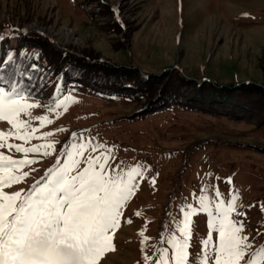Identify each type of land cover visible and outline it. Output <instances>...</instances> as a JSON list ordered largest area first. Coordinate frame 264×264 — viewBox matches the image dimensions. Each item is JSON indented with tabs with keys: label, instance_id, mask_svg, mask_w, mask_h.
Masks as SVG:
<instances>
[{
	"label": "rangeland",
	"instance_id": "1",
	"mask_svg": "<svg viewBox=\"0 0 264 264\" xmlns=\"http://www.w3.org/2000/svg\"><path fill=\"white\" fill-rule=\"evenodd\" d=\"M23 33L39 34L56 48L117 67L113 72L136 68L145 81L148 75L158 77L176 70L201 82H249L264 87V0H0V36L8 39L10 49H18L17 38ZM2 42L3 38L0 65ZM38 53L40 50H25L17 56L34 70L42 66L44 71V76L41 73L35 78L44 86L35 90L34 98L21 101L39 107L28 110L31 117L20 118L37 129L35 137L45 132L54 135L33 138L24 146L53 143L55 150H49V156L30 154L38 162L23 169L29 177L4 189L6 192L27 190L67 150L65 145L82 136L111 148L110 163L117 171L131 170L136 164L145 169V178L138 180L134 195L124 206L121 225L114 234L115 250L97 264H151L165 248L171 255L167 240L173 233L179 236L181 209L188 203L198 208L199 195L211 199L213 211L216 203L226 205L238 195L237 210L246 215L237 218L243 220V234L253 244L248 253L264 245V133L256 122L177 108L135 117L144 99L108 98L82 87L59 89L54 78H46L52 66ZM66 96L72 100L56 109ZM37 116H47L52 122L41 126ZM0 131L16 133L7 122H0ZM8 142L24 144L15 139ZM5 154L22 158L12 151ZM206 221V213L192 217V256L202 248ZM213 242L218 244V233H213Z\"/></svg>",
	"mask_w": 264,
	"mask_h": 264
},
{
	"label": "snow or ice",
	"instance_id": "2",
	"mask_svg": "<svg viewBox=\"0 0 264 264\" xmlns=\"http://www.w3.org/2000/svg\"><path fill=\"white\" fill-rule=\"evenodd\" d=\"M112 11L118 15V9ZM26 99L15 89L12 92L0 89V122H7L16 129L14 135L0 131V264H97L103 255L115 250L114 234L121 225L124 206L134 195L138 180L145 178V169L136 164L131 170L117 171L110 163L111 148L94 144L91 138H76L77 134L72 133L76 142L65 145L67 150L57 155L44 176L27 190L6 192L4 189L23 183L29 177L30 173L23 169L38 162L29 158L30 154L49 156V150H55L53 143L24 146L33 138L54 135L45 132L42 137L34 136L37 129L29 128L20 117H31L28 110L39 105L21 102ZM70 100L72 97L66 96L57 102L56 109ZM35 119L41 126L52 122L47 116ZM11 139L24 144L8 142ZM6 151L22 154V158L6 155ZM61 155L66 159L62 161ZM227 180L231 183V178ZM151 182L155 184L154 177ZM220 195L216 189V196ZM238 198L234 195L226 205L224 201L216 203L214 211L208 196L197 197L198 208L186 204L181 209L182 226L177 225L179 236L173 233L167 240L171 255L165 248L151 264H264V245L251 254L247 251L253 244L249 236L243 234V220L237 218L246 215L237 210ZM197 213L207 214L208 231L200 240L201 250L192 256L190 225ZM126 222L131 224L132 220ZM213 233H218V244L213 242ZM257 234L262 233L257 230ZM144 258L149 260L147 255Z\"/></svg>",
	"mask_w": 264,
	"mask_h": 264
},
{
	"label": "trees",
	"instance_id": "3",
	"mask_svg": "<svg viewBox=\"0 0 264 264\" xmlns=\"http://www.w3.org/2000/svg\"><path fill=\"white\" fill-rule=\"evenodd\" d=\"M17 43V50L10 49L8 39L3 37L1 54L4 59L0 65V89L6 92L15 89L16 93L25 97L36 96L35 90L44 86L43 82L35 79L40 78L41 73L44 76L43 67L34 70L30 63L25 64L26 59L17 56L20 51L40 50L39 58L51 65L53 70L46 78H54L59 89L82 87L86 92L108 98H142L145 101L140 110L133 114L135 117L142 118L175 108L194 110L233 120L254 121L256 128L262 129L264 133V87L261 85L249 82L223 85L207 79L201 82L176 70L161 73L158 77L148 75L145 81L136 68H119L113 72L117 67L56 48L48 38L36 33L20 34ZM92 72L93 76L90 75ZM100 74H103V79ZM259 100H263V103L260 104Z\"/></svg>",
	"mask_w": 264,
	"mask_h": 264
}]
</instances>
